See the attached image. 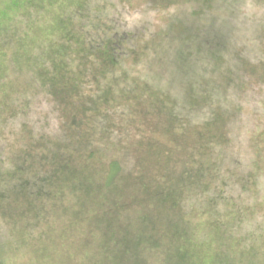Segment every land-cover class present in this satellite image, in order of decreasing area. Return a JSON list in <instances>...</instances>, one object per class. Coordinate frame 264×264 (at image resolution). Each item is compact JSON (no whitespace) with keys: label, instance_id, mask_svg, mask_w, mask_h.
<instances>
[{"label":"rangeland","instance_id":"obj_1","mask_svg":"<svg viewBox=\"0 0 264 264\" xmlns=\"http://www.w3.org/2000/svg\"><path fill=\"white\" fill-rule=\"evenodd\" d=\"M91 1L104 3L99 11L112 16L113 31L118 33L117 38L111 35L115 38L111 49L123 53L121 60L114 59L117 65L110 76V79L114 77V92L119 96L115 94L110 105L115 114L110 115L113 136L107 138L115 143L120 138L122 148L115 149L119 156L116 159L124 162L116 179L118 184H114L119 212L111 213L128 216L129 212H137L139 205L157 202L161 206L159 201H148L152 199L143 189L140 170L157 175L164 183L162 179H168L166 173L170 174L169 168L175 163L178 164L175 174L189 168V163L196 167L199 155L209 146L210 151L214 148L221 151L226 164L213 160L215 153L205 155L210 158L207 159L209 170L205 172V181L210 183L207 188L218 189L221 185L228 190L225 180L232 182L237 171L244 173L250 168V158L260 145L258 134L264 130V5L250 0H233V3L228 0L226 6L217 2L212 4V11L202 14L197 12L198 5L184 1L163 11L151 9L154 6L148 0ZM193 7L196 13L191 10ZM195 14H200V19L192 16ZM45 21H39L40 25ZM95 34L92 33V39ZM94 65L90 57L81 62L71 58L74 80L59 72L55 84L58 86L54 87L32 84L29 87L24 77L13 74L17 85L14 94L0 98L3 162L8 158L14 160L19 154L23 157L34 151L42 154V148L49 150L59 142L67 144L72 135L71 139L75 140L76 128L91 129L88 118L80 111L83 104L88 105L85 96L94 94L95 87L102 82L89 73ZM48 68L54 72L49 63ZM73 83L80 92L77 96L68 93L71 89L64 91L59 87ZM71 96L74 97L69 100ZM102 124L108 128L107 121ZM80 144L82 157L80 161L75 158L72 166L73 169L86 166L84 174L80 170L76 174L80 179H89L84 184L90 182L93 193L96 185H102L106 173L100 171L93 155L95 142ZM261 145L264 148V143ZM125 151L128 153L124 154ZM110 155L111 152L106 154L108 159ZM212 162H216L215 166H211ZM131 173L134 186L126 179ZM161 173H164L162 179ZM60 191L54 217L42 227L32 226V220L28 224L27 233L22 235L28 240L19 252V262H106L104 250L98 247L103 234L97 230L98 220L94 218L102 212L94 202L96 199L84 190L61 188ZM212 195L206 192L205 198ZM87 207L90 213L85 211ZM106 211L107 205L103 212ZM28 216L26 219L30 220ZM137 227L138 232L143 230L139 224ZM121 235L131 238L133 233ZM263 246L264 243L259 246L257 254L264 252ZM153 260L150 257L149 261ZM205 262L212 264L211 258Z\"/></svg>","mask_w":264,"mask_h":264},{"label":"trees","instance_id":"obj_2","mask_svg":"<svg viewBox=\"0 0 264 264\" xmlns=\"http://www.w3.org/2000/svg\"><path fill=\"white\" fill-rule=\"evenodd\" d=\"M183 1L198 5L197 12L203 14L213 10L212 4L221 2L226 6L228 0L224 3L223 0H148L149 5L154 6L151 9L159 11ZM250 1L264 5V0ZM103 8L104 3H93L91 0H0L2 100L14 94L13 89L17 85L13 78L16 74L24 77L29 87L31 84L58 86L55 84L59 81V72L64 74L63 77L74 80L71 58L79 62L86 57L93 59L96 66L92 69L88 67L89 73L93 79L102 81L95 87L94 94L85 96L89 99L85 102L88 105L83 104L80 111L88 118L87 124L94 132L83 128L78 131L79 128H76L77 138L73 140V135L70 136L67 144L54 143L49 150L42 148V154H36V151L28 154V157L19 154L14 160L8 158L6 163L1 160L0 152V264H25L19 262V252L25 248L26 240L22 235L27 233L31 220L32 226L37 228L54 217L55 201L62 193L61 188H71L74 192L84 190L86 195L96 199L94 202L99 212L102 211L94 218L98 220L97 230L103 234L98 247L104 250L102 253L107 261L88 264H207V258H211L212 264H239L237 261L240 264H264V252L257 254L259 246L264 243V148L261 145L264 143V130L258 134L257 142L260 145L250 158V168L244 172L246 176L242 171H237L233 176L234 181L225 180L228 190L221 185L218 189L207 188L210 183L205 181V172L209 170L207 159L210 158L205 155L215 153L213 160L226 164L221 151L215 148L210 151L209 146V149L203 150V155H199L196 167L189 163V168L175 174L174 170L178 167L175 163L169 168L170 174L166 173L168 179L163 178L164 173H161L159 178H163L164 183L157 179V175L145 174L140 170L143 189L152 199L148 201H159L161 206L155 202V205H139V210L129 212L128 216L112 214L119 212V209L116 210L118 204L114 184H118L116 179L124 162L116 159L119 156L115 149L122 148L120 138L118 143L107 138L113 136L110 115L115 113L111 112L110 105L114 95H118L114 92V77L110 79V76L117 65L114 59L121 60L123 53L111 49L118 33L113 31L112 16L100 13ZM193 8L191 10L196 13ZM192 16L196 19L201 17L200 14ZM44 19L46 21L40 25L39 21L43 22ZM82 19L84 24H81ZM92 33H96L93 39ZM112 34H115V38ZM76 55H79L78 58ZM48 63L55 68L53 73L49 72ZM97 67L99 75L96 74ZM59 87L64 91L71 89L69 94L77 96L80 93L75 83ZM104 121H107L108 128L102 124ZM93 142V155L100 171L106 175L102 185H96L95 191L90 193V182L84 184L89 179H80L76 174L78 170L84 174L86 166L73 169L72 163L75 158L80 161L82 157L80 143L91 145ZM109 152L111 155L108 159L106 154ZM215 163L212 162L211 166H215ZM133 176L131 173L126 178L127 183L131 180L132 186L135 181ZM206 192L213 195L205 198ZM214 196L216 199L212 198ZM105 205L108 211L103 212ZM90 207L85 208L87 213H90ZM27 216L31 219L27 220ZM137 224L142 231L138 232ZM123 232H132L133 235L126 238L121 235ZM258 233L259 236L255 238ZM150 257L154 260L149 261Z\"/></svg>","mask_w":264,"mask_h":264}]
</instances>
